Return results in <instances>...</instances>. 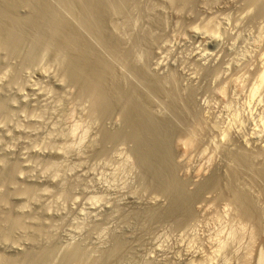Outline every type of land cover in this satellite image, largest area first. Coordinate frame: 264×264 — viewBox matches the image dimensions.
<instances>
[{
  "label": "rangeland",
  "instance_id": "1",
  "mask_svg": "<svg viewBox=\"0 0 264 264\" xmlns=\"http://www.w3.org/2000/svg\"><path fill=\"white\" fill-rule=\"evenodd\" d=\"M105 1L119 46L93 39L116 82H152L160 95L152 92L148 109L178 116L174 139L193 135L188 160L174 153L185 164L179 176L203 167L228 174L232 165L264 209V178L243 166L242 152L264 159V0ZM13 28L23 34H0V264H264V228L237 220L212 191L181 224L147 221L145 211L168 198L147 183L132 140L104 138L125 127L118 111H104L65 75L66 59L39 29ZM117 241L125 248L112 260Z\"/></svg>",
  "mask_w": 264,
  "mask_h": 264
},
{
  "label": "bare ground",
  "instance_id": "2",
  "mask_svg": "<svg viewBox=\"0 0 264 264\" xmlns=\"http://www.w3.org/2000/svg\"><path fill=\"white\" fill-rule=\"evenodd\" d=\"M50 1L0 0V34H4L7 37L12 38V34L16 35L18 33L16 35L18 37V35H20L21 33H19V31L17 30L14 31V26L20 28L23 27L39 29L40 31L38 33L42 32L44 37H46L47 42L54 43L55 51L59 54H63L64 58L66 59L65 62H67V66H65V75H67L69 79L73 80L77 85H79L83 93H87L88 95L93 97L96 100L98 106L101 107L104 111H118L119 115L121 116L120 120L124 121L123 124L125 125V127L122 129L121 133L106 132L104 138L109 141L116 139L118 136H121L132 140L134 142V152L138 158L139 163L144 168L145 178L147 177L148 179H146V181H148L147 183H149L152 188H154L156 191L161 192L162 195L164 194L165 197L168 198V204L165 207L160 206L161 204H153L151 207H149L144 213L146 220L152 222L154 220L167 218L172 219L176 223L181 224L193 215V210L195 211V209L193 208H195L194 206L197 204V202L195 204V201L205 197L208 191H212V193H216L217 199L225 198V202L228 200L229 205L231 204L232 206H230L233 207L235 211V215L237 216V218H239H236L237 220H243L245 221V223L250 222L252 225L254 224V226H256L257 228V233L263 230V202L260 204V201L258 200L259 196L258 198L255 197L257 193L254 196V191L251 192L254 189L252 188V186L255 187V185H252L253 181L251 179L252 182H250V184L248 183L250 186L246 187L248 181H246V178H243L244 180L241 179L244 175L240 178V175H237L235 173L233 174V169L231 167L232 165H228L230 167L227 168L230 169V171H227L228 174H224L225 172L221 174L220 169H217L218 167L215 168L217 170H214L213 168V171H209L211 170L209 169V172L203 167L194 170V172H192V175L190 176L184 178L179 176L178 173L179 170H181L179 168H181L184 163L182 165L181 163L179 164V162H182V160L177 162L174 157V153L176 150H178L182 153V156L184 155L187 158L191 154L190 151L193 149V135L189 138L184 137L185 139H174V136H176L177 132H179L176 131V125H179L176 123L178 122L176 121V117L178 116L175 117L176 119L171 116L162 117L155 115L151 112V109H148L145 103L148 101V104H150V99H153L151 98V94L155 91V86L153 84L151 85L152 82L149 81L150 85L148 84V86L146 87H144V82L142 83V88L141 85H139V87L132 89H126L122 85H119L118 83H121V81L116 82L117 76L119 75L115 74L114 67L112 66L110 60H107V52L102 51L103 47L101 48V44L103 42L99 43L93 39L94 35L99 37H103L101 35H105L104 37L107 38L105 40H107V42L111 46H113L114 49L119 46L118 40L115 36L111 35L107 26V22L109 21L108 17L110 13L106 1L81 0L79 2V0H61L62 3H66V5H62V3L60 2L61 5L65 7L67 6L69 8L67 9L66 7V9L68 10V12L66 11L67 13H63L62 9L64 7L61 8V5H59V7H57L56 5V8H61V10L56 9L55 6L52 5L53 0L51 2ZM126 1L128 2L129 0ZM193 1L194 0H181L180 2L182 5H189ZM249 1L251 2V4H254L260 2L261 0ZM127 2H124L123 4L125 5ZM119 7L120 6H118L117 8L120 9L121 7ZM21 9L28 10L29 16L27 18H22L21 16H19L18 12ZM75 9H79L82 12V20L74 15V13L76 12ZM5 25H12L13 27L9 28H12L11 31L16 33H12L10 35L11 31L9 29L8 32V28L5 29ZM36 29L34 31H37ZM105 40L104 42L107 43ZM103 52H105L106 55ZM124 82L125 81H123V83ZM135 84H131L130 87L132 85L135 87ZM173 91L175 92V89ZM173 91L172 93H174ZM153 95L155 96L157 95V93ZM158 95H160V93ZM188 96L190 97V94L187 95V97ZM175 97L177 98V96ZM156 99L157 98H154L151 101L154 102V100L156 101ZM181 99L183 100L182 97ZM177 102L179 101L177 100ZM188 134L191 133L188 132ZM241 151L242 150H240V153ZM245 151H242L244 152L243 154H245L244 159L242 158L245 161V165L243 166L246 167V163H248L247 165L252 167L251 169L254 171V174H257L262 177V181L264 178V163H262V160L264 161V159H260L261 162L259 160V162L256 161L257 163H255L252 159L256 156H253V154L251 153L250 155H252L251 157L253 158L246 157V155H248V152L246 151V154ZM238 155L240 154H237V156ZM234 157L236 156L234 155ZM240 158L241 157L239 156L238 160H240L241 162L242 159ZM233 167L236 168L235 166ZM238 169L246 170L245 168L241 167ZM237 170L236 172H238ZM240 170L239 172H241ZM244 170L241 173H247L246 171H248V169L246 171ZM250 173L248 174V176L250 175ZM238 179L239 181H246V184L241 185L240 183H243V181L238 183ZM245 187H250L251 189L249 190L251 191H249ZM252 242L253 241H251V243ZM115 246L116 247H114L113 251H110L111 254H108L111 255L113 258L111 256H108V259L109 257H111L112 260L116 257L119 258V255L122 254L123 248H125V244L121 241H117ZM217 251L219 250L217 249ZM41 258L39 260H41ZM34 264L39 263L38 261H35Z\"/></svg>",
  "mask_w": 264,
  "mask_h": 264
}]
</instances>
